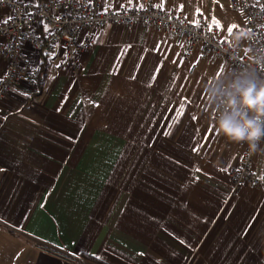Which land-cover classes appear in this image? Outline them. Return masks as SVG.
<instances>
[{
    "label": "crops",
    "instance_id": "0c3cea01",
    "mask_svg": "<svg viewBox=\"0 0 264 264\" xmlns=\"http://www.w3.org/2000/svg\"><path fill=\"white\" fill-rule=\"evenodd\" d=\"M230 1L156 4L228 38L246 28ZM9 15L0 8V21ZM90 39L78 72L62 48L26 45L43 77L0 99V264H264V186L233 195L219 169L240 166L243 152L216 132L219 102L206 99L233 69L152 28ZM6 69L0 57V79ZM252 167L264 176V153Z\"/></svg>",
    "mask_w": 264,
    "mask_h": 264
},
{
    "label": "built area",
    "instance_id": "2783aa9c",
    "mask_svg": "<svg viewBox=\"0 0 264 264\" xmlns=\"http://www.w3.org/2000/svg\"><path fill=\"white\" fill-rule=\"evenodd\" d=\"M230 2L233 10L244 16L245 31H251L252 39L237 41L233 35L222 38L209 23L190 22L181 14L162 9L156 0H140L133 8L119 11L104 5V0H38L39 7L30 6L29 0H0V8L13 17L8 24H0V57L7 61L6 72L0 79V99L15 87L25 84L35 89L40 82V67L26 65V45L37 52L62 48L64 65L78 72V56L92 48L90 36L108 27L152 28L158 34L174 35L190 48L197 47L203 61L223 60L232 69L255 67L253 59L264 49V0ZM29 12L33 15L27 16ZM84 34L87 36L81 39ZM198 69L199 64L191 72ZM256 70L264 74V64ZM219 107L220 104L216 109ZM215 113L216 110L211 118L214 125ZM238 146L243 152L241 165L219 169L229 176L234 196L244 187L264 186V176H258L252 167L256 154H247L246 144Z\"/></svg>",
    "mask_w": 264,
    "mask_h": 264
},
{
    "label": "clouds",
    "instance_id": "9594fccd",
    "mask_svg": "<svg viewBox=\"0 0 264 264\" xmlns=\"http://www.w3.org/2000/svg\"><path fill=\"white\" fill-rule=\"evenodd\" d=\"M252 39L251 31H241L236 35ZM264 64V49L253 59V66H244L232 70V75L224 80L213 78L205 92L207 103L216 109L214 122L216 132L228 141L247 145L249 155L264 153V74L256 69ZM221 74V79L225 76Z\"/></svg>",
    "mask_w": 264,
    "mask_h": 264
},
{
    "label": "snow or ice",
    "instance_id": "6c2138e0",
    "mask_svg": "<svg viewBox=\"0 0 264 264\" xmlns=\"http://www.w3.org/2000/svg\"><path fill=\"white\" fill-rule=\"evenodd\" d=\"M128 2L131 3V0H128ZM29 4H30V6L39 7L38 0H29ZM122 7H123V5H122ZM140 7L142 8L143 5H141ZM182 7L183 6H181V8ZM105 11H107V7L105 8ZM26 15L27 16H31V15H33V13L29 12V13H26ZM12 19H13V17L9 16L7 19H5L3 21H0V24H8ZM196 23L198 25V21ZM213 23H216L218 25V22L215 21V18H213ZM235 27H237V26L236 25H232V26L229 27V29H228L229 34H231L232 29L235 28ZM45 30L47 31V25H45ZM209 30H211V26H209ZM5 119H6V117H5ZM193 119H195V117H193ZM164 134L168 135L169 133L167 131H165ZM194 151H198V148L194 149ZM0 170H3V169H0ZM197 171H199V169H197ZM262 179H264V177H262ZM181 242L183 243V241H181ZM141 255H143V254L141 253Z\"/></svg>",
    "mask_w": 264,
    "mask_h": 264
},
{
    "label": "trees",
    "instance_id": "16d2710c",
    "mask_svg": "<svg viewBox=\"0 0 264 264\" xmlns=\"http://www.w3.org/2000/svg\"><path fill=\"white\" fill-rule=\"evenodd\" d=\"M42 77H43V66L42 67H40V81H41V79H42ZM85 259H87V260H89V261H91V262H93V263H100L98 260H96V259H94V258H92V257H90V256H85Z\"/></svg>",
    "mask_w": 264,
    "mask_h": 264
}]
</instances>
